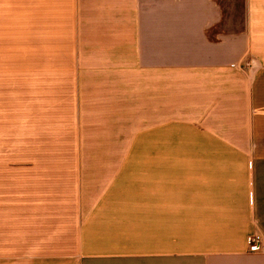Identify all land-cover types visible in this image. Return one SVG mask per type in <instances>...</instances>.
I'll return each instance as SVG.
<instances>
[{"label":"crops","instance_id":"obj_1","mask_svg":"<svg viewBox=\"0 0 264 264\" xmlns=\"http://www.w3.org/2000/svg\"><path fill=\"white\" fill-rule=\"evenodd\" d=\"M0 264H264V0H0Z\"/></svg>","mask_w":264,"mask_h":264},{"label":"rangeland","instance_id":"obj_2","mask_svg":"<svg viewBox=\"0 0 264 264\" xmlns=\"http://www.w3.org/2000/svg\"><path fill=\"white\" fill-rule=\"evenodd\" d=\"M148 151H149V150L146 149V148H141V155H142V154H149Z\"/></svg>","mask_w":264,"mask_h":264},{"label":"built area","instance_id":"obj_3","mask_svg":"<svg viewBox=\"0 0 264 264\" xmlns=\"http://www.w3.org/2000/svg\"><path fill=\"white\" fill-rule=\"evenodd\" d=\"M258 240H260V236H255L252 242L255 244Z\"/></svg>","mask_w":264,"mask_h":264}]
</instances>
